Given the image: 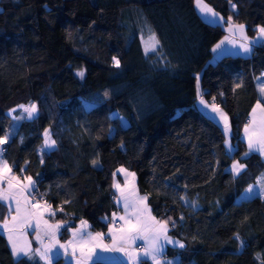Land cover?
I'll list each match as a JSON object with an SVG mask.
<instances>
[{
    "label": "trees",
    "instance_id": "obj_1",
    "mask_svg": "<svg viewBox=\"0 0 264 264\" xmlns=\"http://www.w3.org/2000/svg\"><path fill=\"white\" fill-rule=\"evenodd\" d=\"M203 2L222 23L232 16L244 25L247 37L264 27V0ZM152 33L159 51L146 55ZM222 34L188 0H0V136L14 133L0 147L13 172L32 177L43 201L59 209L50 219L85 220L103 232L117 210L111 182L121 167L135 174L153 217L167 220L169 236L184 244L166 248L165 262L264 264V197L239 199L264 180V161L241 138L250 108L264 99L256 85L264 41L246 56L223 54L192 69ZM196 73L206 82L203 99L225 106L227 142L197 99ZM30 103L34 119L6 112ZM45 129L56 147L42 153ZM233 161L245 166L239 175L228 171ZM67 235L64 228L59 238ZM0 264L45 262L14 258L0 235Z\"/></svg>",
    "mask_w": 264,
    "mask_h": 264
},
{
    "label": "snow or ice",
    "instance_id": "obj_2",
    "mask_svg": "<svg viewBox=\"0 0 264 264\" xmlns=\"http://www.w3.org/2000/svg\"><path fill=\"white\" fill-rule=\"evenodd\" d=\"M195 4L202 14L210 15L212 18L218 17V14L208 7L203 0H195ZM232 7L235 9V5H232ZM220 20L222 21L223 18L221 17ZM227 23L229 29L236 28L243 33L244 25H234L232 16L228 17ZM258 31L260 37L264 38V27H260ZM242 39L243 42L239 45L240 50L244 53H250L252 50L251 44L255 43V41L249 42L246 36H243ZM150 40V47H145L146 55L148 51H159L160 41L155 33H152ZM221 44H223V41ZM233 44L235 46L234 42ZM220 48L221 45L218 44L213 48V52H216ZM113 66L120 67V61L115 56L113 57ZM77 75L83 78L84 71L77 72ZM260 91L264 93V86L261 87ZM104 95L107 97L108 93L105 92ZM197 96L199 97V103L205 109L210 108L211 112L217 114L220 121L224 123L225 134H227L229 131L227 115L215 103V97L212 98L211 104L203 99V93L199 89V76L197 77ZM20 107L27 113L28 119L35 118V104L28 106L21 105ZM257 110L260 113L259 117L256 115ZM250 115L252 119L244 126V136L248 141L249 152L256 151L264 156V99L257 100ZM121 123L126 126V123L122 119ZM12 135L14 133L0 136V145H4ZM44 137V145L40 150L42 153L56 147V141L52 139L48 129L44 130ZM249 152H246L245 156L249 155ZM2 153L3 149H0V217H3V223L0 224V229H2L0 235L7 234L14 258L23 255L29 259H34L38 255L41 260L45 261V264H50L53 259L59 258V249H63V253L67 257L69 255V248H71V260L75 261V264H100L103 259L102 253H121L122 256L127 258L124 264H144L143 258H151L154 264H159V259L164 251L165 244H173L180 248L184 247V244L172 240L167 235V220H156L155 217L150 215V210L144 204L147 197L139 196L135 192H129L127 194L121 192V196L117 198L118 204L123 203L124 215L118 217L122 223L117 224V215L116 213L113 214L108 233L111 237L110 243L105 242L106 237L104 233L97 232L93 234L87 231L88 224L83 220H81V226L79 228H68L72 232V239L66 243H61L58 236L61 229L64 228V223L49 222L50 218L55 217V212L50 210L51 206L46 201H43L42 198L38 199L34 195L36 188L32 177L23 176L21 178V176L14 173L13 167L3 158ZM41 162H43V159H41ZM93 164L95 165L96 161H93ZM244 167V164L236 161L233 162L231 171L234 175H239ZM24 171L26 169H20L21 173ZM118 171L125 172L126 170L121 168ZM128 175L134 176L135 174L128 173ZM114 186L119 189V185ZM256 187H259V195L264 197V180L258 181L257 186L250 185L243 195L246 197L252 196L256 191ZM180 198L184 199V197ZM5 204L8 206V216H3L2 209ZM139 205H143V207ZM13 212L15 213L14 215ZM146 213L147 219L145 218ZM9 217L11 218V223L9 222ZM29 229L35 232V239L40 247L33 249L31 243L24 241V237L28 234ZM114 229L119 230L118 235L114 232ZM45 238H47V243H45ZM235 238L239 239V235ZM137 240H143L144 244L142 246L137 245L133 248L132 245ZM243 246V242H241V247ZM54 248H57V251H53ZM77 249L80 251L79 257L77 256ZM69 264H71V261H69ZM166 264H172V262L167 261Z\"/></svg>",
    "mask_w": 264,
    "mask_h": 264
},
{
    "label": "crops",
    "instance_id": "obj_3",
    "mask_svg": "<svg viewBox=\"0 0 264 264\" xmlns=\"http://www.w3.org/2000/svg\"><path fill=\"white\" fill-rule=\"evenodd\" d=\"M188 1L191 2V4H192V6H193V8H194V10L196 12V14L200 17V19L203 22H205L206 24H213V23H219V24H221V26H222V33H223L222 36L224 35V36H227L228 37V39H227L228 40V43H226L224 41V43L221 44V40H219L208 51L200 50L199 55H201L202 58H201V60H199L200 62L196 66L202 65L204 62H209L212 58L215 60L216 58H218L219 56H221L223 54H238V55H241V56H246V55L249 54V53H244L239 48L240 43L243 42L242 37L243 36H246L244 34V31H243V33H241L236 28L229 29L228 28V23H222V21L220 20L219 17L212 18L210 15H204V14H202L201 12H199L200 10L197 11L196 10V7L197 6L195 4V0H188ZM234 25H238V24H234ZM257 32H259V31H257ZM225 33H226V35H225ZM233 33H235V35H233ZM247 39H248L249 42L255 41V43H252L251 46L253 44H256L257 42H259L261 40L264 41V38H261V37L258 38L257 41H256V38L255 39L254 38H247ZM233 42L235 43V46H234ZM218 44L221 45V48L218 49L216 52H213V48H215ZM227 44H229V46ZM263 75H264V72H263ZM198 76H199V74L196 73L195 74V84H196V81H197V77ZM199 84H200V89H203L204 86H205V84H206V82L199 77ZM256 103H257V101L250 108V110L248 112V115H247V118H246V123L245 124H247L252 119V117H251L250 114L252 112V108L256 105ZM222 110L226 114V110H224V108ZM205 113H206V115H209L213 120H215L219 124V126L221 128L224 127V123L220 121V119H219V117L217 116L216 113L211 112V109L210 108L205 109ZM256 115H257V117L260 116L259 110H257V114ZM214 117H216V118L214 119ZM244 126L242 128L241 138H242V140L245 143V149L249 151L248 141L245 139V136H244ZM228 133H229V131H228ZM253 152L259 154L260 158L264 161V156H262L259 152H256V151H253ZM233 162H235V161H233ZM233 162H231L230 165L228 166V171L231 173V175H234L232 173V171H231ZM119 169H121V167H118V168H116L114 170V174L115 175L112 177V182H111V190H112L113 195L115 196L114 203L117 205V210L115 212L111 213L110 214V217H109V222H111L112 219H113V214L116 213V215H117L116 222L118 224L119 223H122V221H120L118 219V217L121 216V215H124V208H123V203L122 202L119 203V204L117 203V198H119L121 196V192H123L124 194H127L129 192H135V193H137L136 190H135L134 182H133V176L128 175V173H131V172L128 171V170H126V169H125L126 170L125 172H120V171H118ZM114 185H119V189L117 187H115ZM250 185H252V184H250ZM250 185H248L242 191V193L240 195L241 197L239 196L240 197L239 199H242V198L243 199L250 198V197H244V195H243L245 193V190ZM138 195L143 197V195H140V194H138ZM144 204H146L145 201H144ZM5 206H6V211H7L6 216H8V206H7V204H5ZM139 206L140 207H143V205H139ZM147 209L149 210L148 206H147ZM14 214L15 213L13 212V215ZM150 215L153 217V215L151 213H150ZM145 218L147 219V213L145 215ZM156 220H158V219H156ZM83 221H85V220H83ZM9 222L11 223V218L10 217H9ZM49 222L50 223L63 222L64 223V228H67V232H68V235L67 236H64L63 239H60L59 238L60 236H58V238L60 239V242L61 243H66L67 241H69V240L72 239V232L68 230L69 227L79 228L81 226V224H80L81 220L76 221V223L74 224V226H68V224H69L68 222L69 221H64V220L62 221V220H59V219H49ZM149 222H151V221H149ZM2 223H3V221H0V224H2ZM64 228H62V229H64ZM62 229H61V231H62ZM86 230L92 232L93 234H95V233L98 232V231L91 230V228L89 227V225H88V228ZM0 231H2V229H0ZM114 232L117 235L119 234V230L118 229H114ZM101 233H104L105 234V237H106L105 242L106 243H110L111 242V237L108 235V233H109V223L107 224L105 230L103 232H101ZM34 234H35V232L31 229L30 232H28V234L24 237V241L29 242V243H30V241L34 242L35 245H36V248H37V247H40V245L36 241ZM167 235L169 236L168 233H167ZM3 236H4L5 241L7 243L8 249H9L11 255H12L11 246L9 245V242H8V239H7V234H3ZM169 237L172 240H174V241H179L180 243H182L179 239H177L175 237H172V236H169ZM45 243H47V238H45ZM143 244H144V241L143 240H137L136 243L134 245H132V247L135 248L136 245H141L142 246ZM166 248L178 249L180 247L174 246L173 244H165L164 250ZM53 251H57V248H54ZM71 251H72V249L69 248V255L67 257H65V255L63 253V249H59V252H60V255L59 256H62V264H69V261H71V264H75V261H72L71 260ZM97 251H99V249H97ZM79 255H80V251H79V249H77V256L79 257ZM102 257H103L102 261H118V262H121L123 264L127 260V258L124 257V256H122L121 253H102ZM38 258L40 259L39 256H38ZM143 259H144V263H146V264H154V262L152 261L151 258H143ZM43 262H45V261H43ZM163 262H165V260L160 257L159 264H162Z\"/></svg>",
    "mask_w": 264,
    "mask_h": 264
},
{
    "label": "rangeland",
    "instance_id": "obj_4",
    "mask_svg": "<svg viewBox=\"0 0 264 264\" xmlns=\"http://www.w3.org/2000/svg\"><path fill=\"white\" fill-rule=\"evenodd\" d=\"M196 10L197 11H199V9L196 7ZM200 12V11H199ZM259 29V28H258ZM225 35H226V33H225ZM247 38H250V37H247ZM252 38H256V41L258 40V38H260V33L259 32H257ZM228 37L227 36H221V38L219 39V40H221V42L223 41V43H224V41L226 42V43H228ZM220 45V44H219ZM228 46H229V44H227ZM231 46V45H230ZM201 58H202V56L201 55H199L198 54V56L192 61V64H191V66H192V69H194V67L200 62L199 60H201ZM213 58L209 61V62H213ZM256 85H257V88H258V90H259V92H261L260 91V89H261V87L262 86H264V75H263V72L261 73V77H260V80L259 79H257L256 80ZM199 89H200V84H199ZM195 90H196V96H197V81H196V84H195ZM226 98V97H225ZM197 99H199V97L197 96ZM30 104H34V103H30ZM30 104H26V105H24V106H28V105H30ZM21 106V104H19V105H16V106H14V107H11V108H9L8 110H6V112L9 114V115H13L12 114V111L15 109V110H18V112H19V114L20 115H22V117L23 118H25V119H28L27 118V113H25L24 111H23V109L20 107ZM223 105L221 104L220 105V108H222L223 109ZM224 110H225V107H224ZM36 113V112H35ZM110 116L111 117H117L118 119H119V124L121 125V126H124V124H122L121 123V119L127 124V121H126V119H124L122 116H119L116 112H112L111 114H110ZM222 131H223V133H224V136H225V142H227V134H225V128L223 127L222 128ZM44 135V134H43ZM44 139H45V137H44ZM44 139H43V145H44ZM260 178V177H259ZM258 177H257V181L255 182L254 181V183L252 184V186H257L258 185V179H259ZM254 195H258V196H260L259 195V187H256V191H255V193L252 195V196H254ZM241 197V196H240ZM239 197V198H240ZM244 197H246V196H244ZM251 197V196H250ZM30 230L31 229H29L28 230V232H30ZM32 232V231H31ZM34 236H35V234H34Z\"/></svg>",
    "mask_w": 264,
    "mask_h": 264
},
{
    "label": "built area",
    "instance_id": "obj_5",
    "mask_svg": "<svg viewBox=\"0 0 264 264\" xmlns=\"http://www.w3.org/2000/svg\"><path fill=\"white\" fill-rule=\"evenodd\" d=\"M0 149H3V152H4V148H3V147H0ZM34 195H35L38 199L41 198L40 195L38 194L37 190H36V192L34 193ZM111 197H112V199H113V201H114L115 196L112 195ZM50 210L53 211L52 209H50ZM58 210H59V209H58ZM58 210H54L53 212H57ZM116 223H117V222H116ZM109 224H110V222H109ZM117 224H118V223H117ZM88 225H89V224H88ZM136 246H137V245H136ZM165 256H166V253L163 252L162 255H161V258L164 259ZM162 264H166V262H163ZM172 264H177V263H176V262H172Z\"/></svg>",
    "mask_w": 264,
    "mask_h": 264
}]
</instances>
